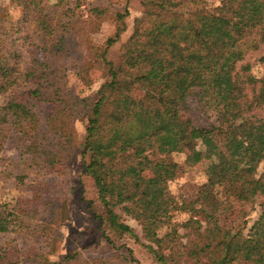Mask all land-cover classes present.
Segmentation results:
<instances>
[{
    "label": "trees",
    "instance_id": "obj_1",
    "mask_svg": "<svg viewBox=\"0 0 264 264\" xmlns=\"http://www.w3.org/2000/svg\"><path fill=\"white\" fill-rule=\"evenodd\" d=\"M10 1L20 17L8 33L0 17V151L12 149L28 169L51 173L78 147L71 122L85 118L81 160L95 191L87 209L108 244L114 247L115 235L128 238L158 264H264V0H221L213 8L205 0H139L142 13L116 62L107 49L118 33L104 48L88 36L112 15L123 25V15L96 5L83 20L75 13L82 0H57L56 23L45 0ZM85 43L91 60L77 69L81 83L89 85V69H107L94 97L65 89V62ZM189 99L215 123L193 125ZM174 153L185 155L186 167L212 164L193 199L168 191L183 167ZM40 185L0 202V234L32 233L40 243L53 237L40 217ZM234 204L259 209L246 233L222 225ZM180 213L187 218L175 221ZM122 215L137 222L140 236ZM34 250L14 241L0 246V264H18ZM128 253L85 260L69 253L54 264H138Z\"/></svg>",
    "mask_w": 264,
    "mask_h": 264
},
{
    "label": "rangeland",
    "instance_id": "obj_2",
    "mask_svg": "<svg viewBox=\"0 0 264 264\" xmlns=\"http://www.w3.org/2000/svg\"><path fill=\"white\" fill-rule=\"evenodd\" d=\"M221 0H205L203 7L213 8ZM44 3L50 7L51 17L56 23L61 19L62 5L57 4V0H45ZM96 5L109 7L114 13L123 15V25L115 16L104 18L89 33V41L97 48H104L106 40L113 38L117 33V41L107 49V60L116 62L119 59L121 45L132 33V23L136 16H140L142 8L139 0H82L81 5L75 9L76 15L86 20L89 11ZM0 17L3 19V29L6 33L13 31V22L20 17V9L10 0H0ZM11 27V28H10ZM15 27V26H14ZM123 27V31H119ZM17 50L26 55V49L21 42L18 43ZM81 55L74 62L66 61L65 89L80 97L96 96V92L107 78V69L91 68L87 71L89 85L84 86L77 77V69L83 64L89 65L91 55L87 50L86 43L78 47ZM74 66H78L74 68ZM86 75V74H85ZM142 91L135 89L133 95H139ZM0 102L2 100L0 99ZM188 117L193 125L197 127L208 126L215 123L214 115L206 112L198 106L194 99L188 101ZM86 119H73L71 127L77 139L78 147L69 158L60 160L56 170L51 173H37L30 170L24 163V159L14 153V150L4 148L0 151V202L11 201L15 197L28 196L31 193L30 186L36 181H40L42 186V196L40 200V217L50 221L54 228L53 237L46 242H38L37 237L27 232H6L0 234V246L6 247L11 242H15L18 248L27 249L34 247L36 254L24 258L18 264H54L60 261L69 253H77L80 260L107 258L115 253L127 257L128 250L138 260V264H158L142 248L132 240L112 236L115 242L114 247L108 244L98 229V222L93 218L87 209L90 201L95 200V191L90 177L83 172L81 160L82 141L85 135ZM174 161L183 165L185 155L174 153L171 155ZM212 164L208 160H203L193 167L183 165L182 170L176 178L169 183L168 191L175 198L193 199L202 184L206 182ZM260 172H264V163L260 166ZM18 175L25 176L23 184L16 180ZM158 192L153 191L150 195L155 196ZM93 209L100 211L94 204ZM259 209L256 204L242 205L234 204L229 216L222 221V225L236 231L243 226V233L253 223L258 216ZM123 216V215H122ZM184 213L176 214L175 221L181 222L186 219ZM125 222L131 226L137 235H141L140 226L136 221L126 218ZM182 236L183 229H179ZM182 241H185L182 236ZM135 264V263H128Z\"/></svg>",
    "mask_w": 264,
    "mask_h": 264
}]
</instances>
